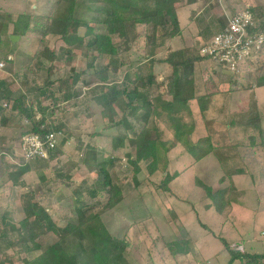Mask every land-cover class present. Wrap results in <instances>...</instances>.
Masks as SVG:
<instances>
[{
	"label": "rangeland",
	"instance_id": "obj_1",
	"mask_svg": "<svg viewBox=\"0 0 264 264\" xmlns=\"http://www.w3.org/2000/svg\"><path fill=\"white\" fill-rule=\"evenodd\" d=\"M55 1L0 0V13H10L13 18L26 11L32 14H49ZM241 3L254 5L258 8L257 16L262 12L264 17V0H196L191 6L187 0H180L178 7L183 34L157 41L154 48L156 59L163 60L171 51L186 45H191L198 52L200 46L209 42L226 22V15H232ZM37 16L35 15L31 32L12 43L13 46L10 45L6 34H0V50L1 47L14 49V53L10 56L14 58L13 62L7 63L2 60L5 65L0 69V77L8 81L7 87L17 97L31 86L32 81L46 78L50 74L48 68L53 64L52 79L67 78L77 73L73 77V82L76 84L75 91L80 95L77 99L61 103L60 109L53 115L56 124L61 125L58 135V141L63 143L61 155L53 161L31 160L30 168L25 174L19 167L13 165L20 166L17 157L22 155L21 139L26 129L21 124L27 121L21 124L9 121L6 125L0 122V160L4 157V167H0V212L3 213L8 209L10 211L8 222L18 223L24 217L18 203L21 192L34 189L36 194L41 196L48 190L51 192L45 204L55 213L60 225H64L66 220L62 217H74L72 201L69 197L73 194L72 190L87 188L94 180L92 174L80 165L85 152L76 150L78 138H84L90 144L98 145L100 155L103 157L112 149L111 140L106 135L109 131L104 130L105 121L101 117V107L92 100L90 87H95L94 82L97 81L94 78L95 74L91 76V85L83 84V80L85 81L87 77L82 72L88 69L85 48L75 51L74 58L66 61L61 54L68 49V46L56 36H47L45 39L47 45L54 49L60 58L54 63L47 61L41 71L31 73V76L26 78L25 75L31 69L29 66L32 67L28 66L29 58L39 47L37 43V35L41 33L39 27L48 24L45 19ZM12 28L10 24L7 32L11 33ZM127 30L126 38L115 37L117 44L124 49L122 59L125 64L111 71L113 76L107 87L120 82L127 69H142L145 73L149 70L150 63L147 57L149 54H146L145 49L148 41L144 27L128 23ZM1 57L2 54L0 59ZM105 63L106 59L99 58L95 66L100 69ZM216 70H220L219 65L214 64L213 67L208 60L196 65V82L200 94L213 91L215 86L208 80ZM153 71L158 81H161L163 77L170 75L172 67L165 62H157ZM254 73L245 77L234 93L215 92L204 114L196 101H192L190 105L196 127L192 135L193 140L209 135L215 145L226 148L237 157L236 163L239 165L242 163V166L247 168H245L247 174L235 175L228 180L214 155L193 163L192 158L181 155L184 148L175 145L172 132L162 120L158 121V129L162 135L160 139L166 144L159 153L158 165L161 172L148 177L146 171H143L139 175L141 184L135 187L124 151L116 153L120 160L117 161L115 172L112 174L115 183L121 185V181L123 182L125 197L116 207L105 209L102 217L113 235L124 237L129 242L126 257L130 264H226L229 254L224 249L220 237L226 238L233 248L251 253L264 251V175L260 176V183H254L250 173L255 170L257 176L258 169H264V138H261L264 136V86L256 88L257 70ZM222 87L226 91L230 86L226 82ZM151 91L156 96L158 93H164L165 89L153 87ZM6 102L8 103L7 100H1L0 103L5 106ZM255 102L257 105L260 104L259 110L262 115L261 137L259 131L240 125V121L245 116L251 111L254 112V108L249 109V106ZM11 104L12 102H9L8 105ZM10 114L9 106L5 108L4 115L9 117ZM1 118L0 113V121ZM232 122H238V125L231 126ZM93 131H101L105 134L94 135ZM119 131L126 133L124 130ZM70 133L73 135L69 136ZM112 133L115 134L116 130H112ZM251 136L258 138V145L251 142ZM167 147H170L168 152ZM145 165L146 163H143V166ZM166 168L170 172L174 170L181 172L179 177L169 184L170 192L157 189ZM58 172L71 173V180L61 181L52 175ZM196 175L209 183L213 189L228 190L224 195L221 194V198L212 201L201 188L196 186ZM222 178L226 180L221 183ZM65 183H70V187H66ZM60 191L64 195L61 201L58 199ZM202 223L209 229L203 227ZM0 228L7 233L9 231L7 226L0 225ZM9 234L11 235V232ZM57 240V236L49 233L39 237L37 242L45 248L56 243ZM167 241L180 243L188 241L193 247V253L175 256L176 253L166 245ZM19 251H21L20 245L11 244L0 252V256L2 253L13 255L12 264H22L21 259L25 253L20 254ZM39 253L40 251L33 252L29 257L33 258Z\"/></svg>",
	"mask_w": 264,
	"mask_h": 264
},
{
	"label": "trees",
	"instance_id": "obj_2",
	"mask_svg": "<svg viewBox=\"0 0 264 264\" xmlns=\"http://www.w3.org/2000/svg\"><path fill=\"white\" fill-rule=\"evenodd\" d=\"M179 1L56 0L49 14L34 13L38 15L37 17L45 19L48 24L39 27L41 29V33L37 35L39 47L29 58L28 66L32 67L29 66L31 69L27 68L29 70L25 75L26 78H29L31 73L41 71L47 61L54 63L60 58L59 54L47 45L45 40L47 36H56L68 46V49L61 54L66 61L74 58L75 51L85 48L88 69L82 72L87 77L85 81L83 80V84L91 85V76L93 73L95 74L94 78L97 80L94 82L95 87H90L93 95L92 100L101 107V117L105 121L104 130L109 131L106 135L111 140L112 149L103 157L100 155L98 145L90 144L84 138H78L76 150L85 152L80 165H83L92 174L94 180L87 188L72 190L74 196L71 194L69 197L72 201L74 217H62L66 223L60 225L58 219L55 218V213L51 212L49 205L45 204L51 191L46 190L40 196L34 189L24 190L18 200L24 217L18 223L8 222L10 212L8 209H5L3 213L0 212V225L7 226L9 230L7 233L0 228V252L11 244L20 245L19 253H25L21 259L22 264H130L126 257V251L130 246L129 242L124 237H117L110 232L103 221L102 214L106 211L105 209L116 207L125 197L123 182L121 181V185L115 183V177L112 174L115 172L117 161L120 160L116 155L117 152L124 151L123 154L133 174L132 181L135 187L141 184L139 175L143 171H146L148 177L161 172L158 165L159 153L166 143L160 139L162 135L158 129L159 120H162L172 132L175 145H181L184 148L181 155L192 158L193 163L202 161L209 155H214L221 164L220 167L225 173V178L231 180L235 175L248 173L242 163L241 165L236 163L237 157L234 154L222 146L215 145L209 135L193 140L192 135L196 127L195 121L192 119L193 112L190 105L192 101H196L204 114L215 92H236L238 85L242 84V80L255 74V70L258 73L256 86H264V49L255 70L247 71L243 75L226 73L222 70L213 71L208 81L215 88L209 93L200 94L196 82V65L201 61L208 60L214 67L215 62L210 57L200 56L191 45L171 51L163 60L156 59L154 53L157 41L175 38L183 34V26L179 18ZM187 2L191 6L196 0H187ZM244 6L245 4L241 3L237 8ZM250 9L258 22L252 31L264 33L262 12L257 16L258 8L251 4ZM34 14L26 11L13 18L10 13L1 12L0 34H6L10 45H12L11 35L25 37L31 32ZM128 23L144 27L148 41L145 49L146 54H149L147 56L150 63L149 70L145 73L142 69H127L120 82L112 84V87H107L113 76L111 71L117 70L125 64L122 59L124 49L117 44L115 37L118 36L122 39L127 37ZM10 24L13 28L12 32L8 33ZM1 48L0 62H13L14 58L10 56L14 53V49ZM99 58L106 59V63L97 69L95 63ZM157 62H165L172 67L170 75L163 77L161 81H158L153 71ZM52 69L53 64L49 66L50 74L46 78L32 81L31 86L17 97L7 87L8 81L0 77V102L1 100L8 101L5 106L0 103L2 117L0 122L2 124L6 125L9 121L21 124L26 120L27 123L21 124L23 128H26L23 135L37 134L44 141L48 133L54 132L57 134V139L59 138L61 125L56 124L53 115L60 109L61 103L77 99L80 93L75 91L76 84L73 82V77L77 73L67 78L52 79ZM226 82L230 87L225 91L222 85ZM55 84L56 87H54ZM153 87H164L165 92L155 96L151 91ZM9 102L12 104L8 105ZM9 106L11 116L7 117L4 115V111ZM258 106L256 102L249 106V109L254 108V112L251 111L249 115L245 116L240 121V125L259 131L261 137L263 135L261 130L262 115L259 110L260 106ZM232 125H238V122H232ZM112 130H116V133L113 134ZM119 130H124L126 133L123 134ZM92 134L103 135L105 133L93 131ZM68 135L72 136L73 134ZM257 139L251 136V142L254 145H258ZM169 148L167 147V152ZM47 152V158L31 160H57L63 152V143L57 140L56 146L52 149L47 148ZM3 159L4 157L0 160L1 168L4 167ZM17 160L20 166L16 164L13 166L19 167L25 174L30 168L31 160L22 155L18 156ZM143 163L146 165L143 166ZM164 170L157 189L170 192L169 184L179 177L181 172L178 170L170 172L167 168ZM258 172L259 174L256 172L257 176L255 170L250 172L254 183H260L259 178L264 175V169H258ZM52 175L61 181L72 178L71 173L58 172ZM225 180L222 178L220 182ZM18 184L25 185L24 183ZM65 184L66 187H70V183ZM195 184L212 201L221 198L228 190L226 188L213 189L198 175L195 176ZM23 185L21 186L23 187ZM63 198V192L60 191L58 199L61 201ZM202 225L209 229L206 224L202 223ZM49 233L57 236L58 240L44 248L41 243L37 242V239ZM220 240L229 254L226 264H264V251L251 253L233 248L224 237H220ZM70 241L71 243H69ZM166 245L176 253L175 256L193 253V247L188 241L183 243L167 241ZM36 251H40V253L30 258L29 255ZM12 258L13 255H3L2 253L0 264H12Z\"/></svg>",
	"mask_w": 264,
	"mask_h": 264
},
{
	"label": "built area",
	"instance_id": "obj_3",
	"mask_svg": "<svg viewBox=\"0 0 264 264\" xmlns=\"http://www.w3.org/2000/svg\"><path fill=\"white\" fill-rule=\"evenodd\" d=\"M258 22L247 3L227 17L226 23L209 42L200 46V56L210 57L222 72L243 75L258 67L264 49V33L253 32ZM0 62V69L4 68ZM57 134L50 132L45 140L37 134H26L22 138V156L31 160L47 158V148L57 144Z\"/></svg>",
	"mask_w": 264,
	"mask_h": 264
},
{
	"label": "water",
	"instance_id": "obj_4",
	"mask_svg": "<svg viewBox=\"0 0 264 264\" xmlns=\"http://www.w3.org/2000/svg\"><path fill=\"white\" fill-rule=\"evenodd\" d=\"M19 38H20L19 35H11L10 36V39H11V42L12 43H15Z\"/></svg>",
	"mask_w": 264,
	"mask_h": 264
},
{
	"label": "crops",
	"instance_id": "obj_5",
	"mask_svg": "<svg viewBox=\"0 0 264 264\" xmlns=\"http://www.w3.org/2000/svg\"><path fill=\"white\" fill-rule=\"evenodd\" d=\"M236 10H237V9H236ZM236 10H235V11H236ZM229 15H230V14H227L226 16L228 17ZM226 21H227V20H226ZM225 23H226V22H224V24H225ZM224 24H223V25H224ZM223 25H222V26H223ZM222 26H221V27H222ZM256 88H258V86H256ZM256 88H255V89H256ZM256 100L258 101L257 97H256ZM258 104H259V102H258ZM4 105H5V104H4ZM259 105H260V104H259Z\"/></svg>",
	"mask_w": 264,
	"mask_h": 264
}]
</instances>
